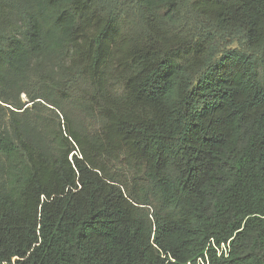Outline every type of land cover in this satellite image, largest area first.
<instances>
[{
  "label": "trees",
  "instance_id": "obj_1",
  "mask_svg": "<svg viewBox=\"0 0 264 264\" xmlns=\"http://www.w3.org/2000/svg\"><path fill=\"white\" fill-rule=\"evenodd\" d=\"M206 251L264 264V0H0V264Z\"/></svg>",
  "mask_w": 264,
  "mask_h": 264
},
{
  "label": "built area",
  "instance_id": "obj_2",
  "mask_svg": "<svg viewBox=\"0 0 264 264\" xmlns=\"http://www.w3.org/2000/svg\"><path fill=\"white\" fill-rule=\"evenodd\" d=\"M212 246L216 250V254L218 257H228L230 253V243L221 245H216L214 241H212ZM193 264V263H188ZM194 264H210L209 252H205L203 256L199 257Z\"/></svg>",
  "mask_w": 264,
  "mask_h": 264
},
{
  "label": "rangeland",
  "instance_id": "obj_3",
  "mask_svg": "<svg viewBox=\"0 0 264 264\" xmlns=\"http://www.w3.org/2000/svg\"><path fill=\"white\" fill-rule=\"evenodd\" d=\"M23 99L26 101V99L23 97Z\"/></svg>",
  "mask_w": 264,
  "mask_h": 264
}]
</instances>
